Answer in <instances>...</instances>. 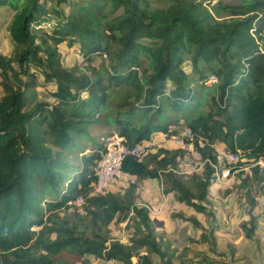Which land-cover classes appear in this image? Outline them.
<instances>
[{
  "label": "trees",
  "instance_id": "obj_1",
  "mask_svg": "<svg viewBox=\"0 0 264 264\" xmlns=\"http://www.w3.org/2000/svg\"><path fill=\"white\" fill-rule=\"evenodd\" d=\"M237 1L0 0V8L13 11L6 26L12 50L0 54V264H55L61 254L79 264H90L87 257L153 264L155 254L159 264H171V243L156 236L149 209L134 202L132 183L122 195L92 194L104 153V138L87 139L82 150L92 126L128 146L176 135L177 127L192 135L200 173L182 175L185 152L158 145L144 160L126 158L121 172L161 178L166 194L198 213L211 216L203 203L220 166L214 144L239 153L230 171L249 168L241 186L250 177L264 190V167L256 164L264 162V0ZM63 43L78 46L83 71L63 65ZM95 57L105 61L98 69ZM209 76L217 80L212 89ZM50 84L45 95L37 91ZM247 205L239 227L254 240L255 198ZM175 216L202 228L192 217ZM125 221L135 225L128 244L109 241V225ZM210 235L202 233V240L211 242Z\"/></svg>",
  "mask_w": 264,
  "mask_h": 264
},
{
  "label": "rangeland",
  "instance_id": "obj_2",
  "mask_svg": "<svg viewBox=\"0 0 264 264\" xmlns=\"http://www.w3.org/2000/svg\"><path fill=\"white\" fill-rule=\"evenodd\" d=\"M153 2L160 3L161 1L152 0ZM226 3L235 4L237 0H225ZM60 7L62 9H66L64 4H61ZM4 8V7H2ZM53 25V22L46 23L43 25L45 30H50ZM3 26V25H2ZM3 28V27H1ZM3 31V42L2 47H0V54L1 55H9L12 50V46L10 43V38L8 37V33ZM61 61L63 65L67 68L77 67L81 71L85 69V63L82 60V57L79 53L78 46L68 47L65 43L59 45L58 47ZM105 64L104 58L95 57L92 66L95 69L101 67V64ZM107 64V63H106ZM183 68L189 73V63H185ZM37 78L39 81H42V78L39 74H37ZM208 88H213L214 85L208 84ZM53 85H48L47 87H38L37 91L41 93V95H45L44 91H52ZM201 91V90H200ZM197 91V94L200 92ZM209 96L206 99L208 103ZM201 107L202 110L209 109V106ZM178 134L173 136H165L162 134H156L153 136L151 142L158 146H164L167 149H175L180 148L185 152L184 157L181 159L178 165V171L182 175L189 176L193 171L201 172V161L199 156L196 154L195 150L193 149L192 145L186 142L184 134L186 131L181 127L175 128ZM109 132L107 129L92 126L88 130L89 138L83 139L82 143L85 141L86 143L83 144L82 150L87 152L88 146L84 147L87 144V139L92 138L95 142L100 143L102 138H105L106 133ZM175 136H182L183 142L181 144L175 145L172 143L171 137ZM214 153L218 155L220 161V168L223 169L224 167H228L226 162L224 161L223 155L227 152L226 148L222 144H214ZM147 156L144 155L141 160ZM69 161L73 165H77L78 156L71 155L69 157ZM226 165V166H225ZM235 167V166H234ZM237 167V166H236ZM243 169L238 173H234L233 178L230 181L225 182V180L221 184L220 182L217 183L215 180L210 185V189L208 192V202L205 205L206 211L209 209L216 208L215 216H216V224L218 228L213 230V233H210L209 236L212 240L209 242L208 240L205 242L202 240V233L205 234V230L202 228L199 229L197 232H191L187 234V237H183L179 234V229H182L185 225L183 220H180L176 217V214H179L184 217H188L187 215L192 214L191 207L180 203L175 200V195L166 194L167 201L164 202L162 208H151L153 211L149 210L150 217L153 221L155 234L156 236L163 237V239L169 241L171 243V249L169 250L171 264H264V190L259 188L258 184L255 183L253 179L250 177L248 178L247 187L241 186V180L245 175V172H248L247 167H237L236 170ZM232 171H230L231 173ZM195 173V172H194ZM230 176V175H229ZM229 178V177H228ZM149 179L144 180H137L133 177L123 176L117 179L109 188L110 191L122 195L127 191L132 183L134 185V197L135 203L138 206H145L142 203H146L149 207H151V203L145 202L147 201V194L146 189H144V185L148 182ZM164 192V190H163ZM248 197H254L256 200V207L253 213L257 216V228L255 231L254 240L246 239L242 233V230L239 227V224L242 221H246L248 219L247 216V199ZM206 203V201H205ZM230 203V210L229 208H225L227 204ZM219 206H222L220 211ZM78 209V212L81 213V207L75 206ZM65 213H72L73 208L67 210ZM63 212H60V215L63 216ZM48 214H44L47 216ZM132 215V214H131ZM206 218H210L208 215L203 214ZM220 219H225V221L229 224L230 229L227 230L226 226L218 223V217ZM230 215H232L231 219H229ZM235 215V217H233ZM205 218V217H204ZM207 223L206 220H203ZM188 223V222H186ZM207 225V224H205ZM218 232V229L220 228ZM135 225L132 221H125L122 223L112 222L109 225V234L108 240H118L121 243L128 244L129 238L134 232ZM223 227V228H222ZM39 227H33L32 230L37 231ZM217 230L218 233H215ZM53 238V236H51ZM209 238V239H210ZM165 243V242H164ZM163 243V244H164ZM57 258V259H56ZM55 258V264H62L58 259L62 258L64 262H71L79 264V260L70 254H61ZM89 258L90 264H110L104 263L100 259H95L93 257ZM151 260L153 264H159L160 259L157 255H151ZM132 262H135V259H132Z\"/></svg>",
  "mask_w": 264,
  "mask_h": 264
},
{
  "label": "built area",
  "instance_id": "obj_3",
  "mask_svg": "<svg viewBox=\"0 0 264 264\" xmlns=\"http://www.w3.org/2000/svg\"><path fill=\"white\" fill-rule=\"evenodd\" d=\"M214 76H209L207 84L216 83ZM185 140L189 145L193 143V137L189 133H185ZM182 136L171 137L172 143L175 145L183 142ZM104 153L101 160L96 164L94 168V174L96 181L93 184L92 194H100L105 190H108L111 185L121 177V167L123 161L128 158H134L140 160L144 155L148 154L155 145L151 141L136 144L134 146H128L125 144L124 139L116 133L108 135L103 140ZM198 144L202 146V141L198 140ZM224 161L228 167L223 168L220 172L215 173L214 180L217 183H222L230 175V170L240 161V155L238 152L230 153L226 152L223 155ZM260 167H264V162L259 160L257 163ZM82 202L78 197L75 200L76 204Z\"/></svg>",
  "mask_w": 264,
  "mask_h": 264
},
{
  "label": "crops",
  "instance_id": "obj_4",
  "mask_svg": "<svg viewBox=\"0 0 264 264\" xmlns=\"http://www.w3.org/2000/svg\"><path fill=\"white\" fill-rule=\"evenodd\" d=\"M11 17H12V13H11V11L9 10V8L7 6H5L4 8H2V7L0 8V47H2V42H3V40H2L3 39V37H2L3 31H6V26L9 23ZM1 27H3V28H1ZM6 32H5V34H6ZM6 38H9V35ZM219 168L220 167L217 166L215 168L216 169L215 171L220 172L222 169H219ZM242 170L243 169L235 170V171L231 172L229 178L225 179V182L230 181L233 178L234 173H238V172H240ZM144 189H146V194H147V199H148L145 202H148V203L150 202L152 205H151V207H149L146 203H142V204L145 205L151 211H153L151 208H153V209L155 208L156 209L159 206H160L159 208H162V205L164 204V202L167 201V195H165L164 194L165 192H163V182H162L161 178L149 179V181L145 183ZM168 194H172V193H168ZM207 198H208V195H207ZM207 202H208V200L206 199V203L205 202L203 203L204 207L207 204ZM213 208L214 209H212V210L209 209V211L208 210L206 211L207 213H211V216H209L210 218H208V219L206 218V216L203 215V213L196 212L192 207H191L192 214H189L187 216L196 219L199 222V224L202 227V229L203 230L206 229L205 233L214 234L213 230L215 228H218L217 227L218 225L216 224V221H215L216 220V216H215V213H214L216 211V208L215 207H213ZM225 208H229V210H230V208H231L230 203H228ZM219 209L221 211L222 206H219ZM231 216L232 215L229 216L230 217L229 219L232 218ZM188 217H186V218H188ZM233 217H235V215ZM220 218H221V215H220V217H218V223L222 224L223 226H226V224H227L226 229L229 230L230 229L229 224L225 221V219H220ZM203 220H206L207 223H205ZM186 222H188V221H185L184 222L185 225L183 226V228L179 229V234H181L184 238L187 237L188 233H191V232L195 233V232L199 231V229H200V228L198 229L195 226H193L190 222H188V223H186ZM205 224H207V225H205ZM220 229H221V226L218 229V232H219ZM218 232L216 230L215 233H218Z\"/></svg>",
  "mask_w": 264,
  "mask_h": 264
},
{
  "label": "bare ground",
  "instance_id": "obj_5",
  "mask_svg": "<svg viewBox=\"0 0 264 264\" xmlns=\"http://www.w3.org/2000/svg\"><path fill=\"white\" fill-rule=\"evenodd\" d=\"M191 136H192V135H191ZM182 139H183V138H182ZM198 139H199V138H198ZM194 140H195V138H194ZM195 141H196V140H195ZM195 141H194V142H195ZM194 142H193V143H194ZM196 143H197V142H196ZM193 145H194V144H193ZM204 145H205V144H204ZM237 164H238V163H237ZM225 166H226V165H225ZM217 169H218V168H217ZM214 170H215V169H214ZM215 173H216V172H215ZM226 181H227V180H226ZM221 184H222V183H221Z\"/></svg>",
  "mask_w": 264,
  "mask_h": 264
},
{
  "label": "water",
  "instance_id": "obj_6",
  "mask_svg": "<svg viewBox=\"0 0 264 264\" xmlns=\"http://www.w3.org/2000/svg\"><path fill=\"white\" fill-rule=\"evenodd\" d=\"M9 8V7H8ZM10 10V9H9ZM11 11V13H12V15H13V11L12 10H10Z\"/></svg>",
  "mask_w": 264,
  "mask_h": 264
}]
</instances>
